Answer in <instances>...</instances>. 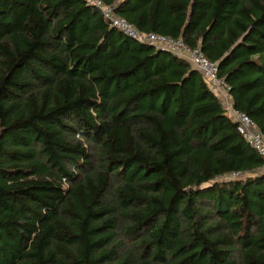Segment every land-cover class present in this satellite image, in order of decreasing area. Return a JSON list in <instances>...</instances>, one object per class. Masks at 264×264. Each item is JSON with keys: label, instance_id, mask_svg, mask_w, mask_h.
I'll use <instances>...</instances> for the list:
<instances>
[{"label": "trees", "instance_id": "16d2710c", "mask_svg": "<svg viewBox=\"0 0 264 264\" xmlns=\"http://www.w3.org/2000/svg\"><path fill=\"white\" fill-rule=\"evenodd\" d=\"M102 1L200 47L264 133V0ZM261 166L188 60L0 0V264H264Z\"/></svg>", "mask_w": 264, "mask_h": 264}, {"label": "built area", "instance_id": "2783aa9c", "mask_svg": "<svg viewBox=\"0 0 264 264\" xmlns=\"http://www.w3.org/2000/svg\"><path fill=\"white\" fill-rule=\"evenodd\" d=\"M89 5L97 8L106 21L124 34L135 40L166 49L188 60L202 75L211 92L218 98L226 110L228 116L236 123L237 131L244 137L246 142L259 154L262 160L261 172H264V133L255 125L252 118L245 112L236 109L229 95V87L218 76V65L208 59L200 47H190L182 39H174L155 32H142L132 26L125 18L115 13L112 5L102 0H85ZM231 176H238L232 173Z\"/></svg>", "mask_w": 264, "mask_h": 264}, {"label": "rangeland", "instance_id": "374dc122", "mask_svg": "<svg viewBox=\"0 0 264 264\" xmlns=\"http://www.w3.org/2000/svg\"><path fill=\"white\" fill-rule=\"evenodd\" d=\"M217 179H218V180H222V179H224V177H218Z\"/></svg>", "mask_w": 264, "mask_h": 264}]
</instances>
